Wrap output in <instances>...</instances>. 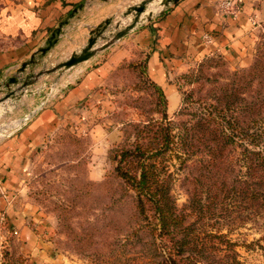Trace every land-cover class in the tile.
I'll return each mask as SVG.
<instances>
[{"label": "rangeland", "instance_id": "rangeland-1", "mask_svg": "<svg viewBox=\"0 0 264 264\" xmlns=\"http://www.w3.org/2000/svg\"><path fill=\"white\" fill-rule=\"evenodd\" d=\"M102 1L108 5L94 12L88 29L65 32L62 36L65 44L48 54L34 73L50 69L66 61L71 53L80 51L87 43L90 29L110 18L111 25L97 43L101 46L115 33L117 21H120L119 29L129 24L131 16L124 18L122 14L141 0ZM96 5L93 2L88 8ZM253 10L251 14L244 13L249 16L245 24L248 27L243 30L247 38L228 39L211 47L210 39H204L199 49L194 47L188 53L167 57L164 62L167 80L179 99L174 110L166 106L170 121L186 119L179 112L184 107L195 111L199 99L208 97L206 93L215 83L220 85L235 73L248 72L256 61L264 62V0H255ZM148 28L149 23H143L109 49L68 71L40 76L31 87L33 103L31 96H24L19 101L9 100L0 105L1 137L16 129L24 116L46 106L60 87L73 85L82 75L81 79L89 75L99 78L93 84L92 95L76 115V126L58 129L33 160L28 197L54 227V246L60 256L48 264H142L141 251L145 249L139 246L143 243L147 246L150 239L146 235L138 239L132 234L138 228V218L131 198L122 195V182L115 178L109 153L122 141L129 125L161 119L156 91L145 73L151 43ZM117 52L123 62L116 66L110 57ZM252 81L250 94L254 96L258 90H264V78ZM261 123L264 127V120ZM236 159H233L237 165L234 174L242 165ZM181 177L172 187L178 207L187 201ZM212 212L216 216L210 221L216 222L207 229H219L234 244L232 252L221 248L222 262L231 264L234 256L237 264H264V201L236 196L215 206ZM92 224L100 227L99 238L94 243L90 240L96 235ZM1 252L0 264H33L14 247L5 246Z\"/></svg>", "mask_w": 264, "mask_h": 264}, {"label": "trees", "instance_id": "trees-1", "mask_svg": "<svg viewBox=\"0 0 264 264\" xmlns=\"http://www.w3.org/2000/svg\"><path fill=\"white\" fill-rule=\"evenodd\" d=\"M261 62L215 83L198 108L184 107L178 115L186 119L176 122L167 117L164 92L149 80L161 119L129 125L109 153L122 195L131 198L138 218L132 234L150 239L139 246L145 249L142 264H224L221 248L232 252L234 244L219 229H207L216 222L210 221L213 208L236 196L264 201V90L250 94L252 80L264 78ZM233 159L242 164L235 174ZM180 177L187 195L182 207L172 195ZM92 228L94 243L100 227ZM231 264H237L234 256Z\"/></svg>", "mask_w": 264, "mask_h": 264}, {"label": "crops", "instance_id": "crops-1", "mask_svg": "<svg viewBox=\"0 0 264 264\" xmlns=\"http://www.w3.org/2000/svg\"><path fill=\"white\" fill-rule=\"evenodd\" d=\"M223 1H232L240 7L236 17L223 13L220 7ZM93 2L97 5L89 9ZM254 2L179 0L150 21L148 36L151 43L145 73L166 94L169 110L176 108L179 99L167 80L164 64L167 57L188 53L194 47L199 49L198 45L204 39H210L208 45L211 47L220 45L221 41L228 42V39L247 38L243 30L248 27L249 16L245 14L254 11ZM81 5L64 32L88 29L94 12L108 4L102 0H0V87L16 76L21 63L44 46L59 23ZM62 36L49 54L65 44ZM110 58L112 65L123 62L120 52ZM82 76L72 86L60 87L59 93L25 124L0 137V237L3 249L14 247L33 264L53 263V259L56 261L60 257L54 246V227L28 197L33 160L58 129L76 126V115L92 95L93 84L99 79L94 75L81 79ZM30 98L33 103L34 97Z\"/></svg>", "mask_w": 264, "mask_h": 264}, {"label": "water", "instance_id": "water-1", "mask_svg": "<svg viewBox=\"0 0 264 264\" xmlns=\"http://www.w3.org/2000/svg\"><path fill=\"white\" fill-rule=\"evenodd\" d=\"M178 1L179 0H141L136 5L128 7L122 14L124 18L131 16L129 24L122 29H119L120 21H117L114 24L115 33L101 46L98 47L97 43L103 38V34L111 25L112 19L110 18L105 19L103 22L90 30L87 43L80 49V51L71 53L66 61L59 63L50 69L34 73L33 71L35 67L44 62L49 52L58 43L59 38L65 33L64 28L68 25L70 19H72L77 14V11L82 8V5L79 6L78 9L73 10L52 31L44 46L38 48L30 55L29 59L21 63L16 72V76L11 77L4 87H0V93L3 94V97L0 99V105L9 100L19 101L24 96H31L34 93V91H31V87L38 81L40 76L49 75L55 72H65L75 66L89 61L99 52L109 49L114 44L124 39L143 23H150L153 18L161 14L169 6L178 3ZM152 9L155 11H152ZM157 10L159 11L156 13ZM29 69L30 71L23 78H21V75ZM42 108L43 107H38L35 111H33L32 115L24 116L21 120V124L19 123L20 125H18L17 128L29 121Z\"/></svg>", "mask_w": 264, "mask_h": 264}, {"label": "built area", "instance_id": "built-area-1", "mask_svg": "<svg viewBox=\"0 0 264 264\" xmlns=\"http://www.w3.org/2000/svg\"><path fill=\"white\" fill-rule=\"evenodd\" d=\"M220 7L223 10V13L227 15H235L234 13L239 11L238 5L235 3H232V1H223L220 4ZM3 241L2 238L0 237V251L3 249Z\"/></svg>", "mask_w": 264, "mask_h": 264}]
</instances>
